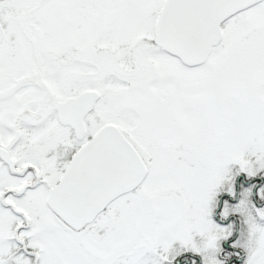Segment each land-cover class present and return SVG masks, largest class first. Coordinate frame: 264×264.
I'll return each instance as SVG.
<instances>
[{
	"label": "snow or ice",
	"instance_id": "6c2138e0",
	"mask_svg": "<svg viewBox=\"0 0 264 264\" xmlns=\"http://www.w3.org/2000/svg\"><path fill=\"white\" fill-rule=\"evenodd\" d=\"M0 264H264V0H0Z\"/></svg>",
	"mask_w": 264,
	"mask_h": 264
}]
</instances>
